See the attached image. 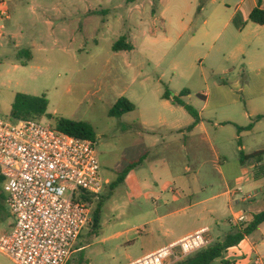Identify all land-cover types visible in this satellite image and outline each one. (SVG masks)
Masks as SVG:
<instances>
[{"label":"rangeland","instance_id":"1","mask_svg":"<svg viewBox=\"0 0 264 264\" xmlns=\"http://www.w3.org/2000/svg\"><path fill=\"white\" fill-rule=\"evenodd\" d=\"M3 1L10 19H0V121L19 122L11 117L17 94L46 97L49 114L93 127L101 177L108 182L101 196L107 200L100 229L93 232L95 203L78 244L87 247L72 254L67 264H127L139 255L142 242L126 244L125 240H133L154 210H163L165 200L174 199V192L182 194L180 206H185L243 185L237 179L243 176L238 147H216L229 145L236 135V129L224 123L225 111L218 112L223 120L220 126L207 122L205 130L190 138L186 129L191 115L184 108L164 107L162 102L166 91L180 96L188 90L191 97L184 101L197 111L202 107L200 94L207 90L204 74L195 67L188 78L175 66L193 67L185 49L190 34L181 40L178 35L181 24L189 17H200L211 0ZM224 1L218 0V5ZM122 38L133 49L115 52L113 47ZM21 51H31L33 59L20 57ZM123 97L136 110L111 117V109ZM173 122L184 125L187 139L171 130ZM40 123L52 126L48 118ZM243 144L245 154L264 149L260 147L264 146V122ZM219 156L227 163L223 168L226 183L213 167ZM143 157V164L112 190L121 173ZM5 197L0 186V238L12 233L16 224ZM226 200L224 196L207 204L220 210L222 231L214 219L207 223L215 241L231 228ZM250 210V214L264 210V197ZM262 235L264 227L254 237L262 240ZM0 264L16 263L0 252Z\"/></svg>","mask_w":264,"mask_h":264},{"label":"crops","instance_id":"2","mask_svg":"<svg viewBox=\"0 0 264 264\" xmlns=\"http://www.w3.org/2000/svg\"><path fill=\"white\" fill-rule=\"evenodd\" d=\"M0 2H3V5L5 3L3 0ZM256 9L264 11V0H226L219 5L218 0H211L200 17H189L186 22L181 24V33L178 35L181 40L185 34H190L185 49L193 67L191 66V69L188 70L179 65L175 66L176 72L188 78L196 70L195 67L200 69L207 85V90L200 94L202 107L199 108L198 113L201 122L195 129L188 131L190 138H193L196 131L205 130L204 126L207 122L215 121L214 124L220 126L221 122L219 121L223 120H219L218 112L225 111L227 118L224 123L234 127L236 135L229 145L218 144L216 147H238L239 161L243 166L239 173H242L243 176L237 177V179L242 182L247 193L256 195L255 199L251 203L241 204L238 201L239 197L232 194L235 189L233 188L200 202L193 203L190 201L188 205L180 206L183 196L174 192V199L171 201L166 199L163 210L156 208L152 219L145 226H140L137 229L133 240H130L131 238L125 240L126 244L142 242L139 255L136 258H130L127 264H133L139 259L163 247L175 244L203 228L210 229L209 237L214 242L213 230L207 223L209 218L214 219L218 223V230L221 232L222 227L219 222L221 218L217 205L209 208L207 205L209 202L227 196L226 201L231 218L238 207H246L242 209L251 213V208H257L258 199L261 196L264 197V155L244 163L241 162V152L245 153L243 147H247L243 144V139L260 128L264 119L256 122L251 131L241 132L238 130L239 127H248L255 118L264 116V25H257L251 21V15ZM194 20L200 25L197 23L199 26L197 24L195 26ZM211 79L214 81L211 82ZM189 93L187 97H191V92L189 91ZM174 95L176 96V94ZM184 98H182L183 101ZM162 102L164 107L183 108L174 105L170 100H164L163 96ZM244 107L246 110L243 113ZM246 118L249 119V124L242 122V119ZM194 122L192 117V121L188 124L189 127ZM144 125L146 126V123ZM170 128L173 132H177L187 139V131H185L184 125L173 122ZM260 151H264V149L256 152ZM253 153L255 152L245 155L249 156ZM160 162L166 165V161L161 160ZM225 165H227L226 161L219 156L213 167L223 176L226 183L227 178L223 170ZM203 205L206 207L203 210L199 209ZM262 211L253 212L251 214L252 220L255 215ZM228 224L230 227L233 225L230 220ZM263 227L264 224L252 236L246 238L240 245L224 252L221 258L212 264H258V260L260 261L259 264H264V235H262V240H257L254 237L256 234H262ZM229 231L230 229L221 238L225 237ZM122 235L124 234L120 236ZM80 238L74 247L73 254L84 251L87 247L78 246ZM176 254L180 255V252L176 251ZM184 260H177L173 257L168 259L166 264H177Z\"/></svg>","mask_w":264,"mask_h":264},{"label":"built area","instance_id":"3","mask_svg":"<svg viewBox=\"0 0 264 264\" xmlns=\"http://www.w3.org/2000/svg\"><path fill=\"white\" fill-rule=\"evenodd\" d=\"M9 18L0 2V19ZM0 175L6 206L16 221L13 232L0 238V252L16 264H67L92 214L91 207L76 199L84 194L99 200L108 184L101 177L96 143L37 121H0ZM232 194L241 204L256 197L243 185ZM251 221L249 211L241 209L230 222ZM209 234L210 229L203 228L133 264L187 259L212 243Z\"/></svg>","mask_w":264,"mask_h":264},{"label":"trees","instance_id":"4","mask_svg":"<svg viewBox=\"0 0 264 264\" xmlns=\"http://www.w3.org/2000/svg\"><path fill=\"white\" fill-rule=\"evenodd\" d=\"M137 0H129L130 3H135ZM262 1V0H261ZM251 21L257 25H264V11L256 9L251 15ZM132 45L127 43L126 38H122L114 47L115 52L120 51H130L132 50ZM20 57L27 56L29 59H33L31 51H21L19 53ZM188 90H184L180 96L172 95L169 91H166L163 99L170 100L174 105L183 107L195 120V122L188 127V131H192L201 122L200 115L198 111L183 101L182 98L189 95ZM49 101L46 97H35L27 94H17L16 100L13 104L11 117L16 121H37L40 122L44 118H48L52 126L69 136L75 138L87 139L95 142V131L93 127L86 122H76L63 117H56L49 114ZM136 106L127 98H120L117 103L113 106L110 111L111 117H120L127 113L134 112ZM264 119V116H259L254 119V122L246 128L239 127L238 130L251 131L255 123ZM264 155V151L255 152L249 156L241 152V162L244 163L250 159H256ZM145 157L141 158L139 161L131 163L128 168L123 171L119 179L111 184V189L114 190L118 185L123 184L129 174L143 164ZM3 177L0 175V186H2L3 192ZM107 198L101 197V199L96 200L89 195H81L76 199L77 203L83 204L85 206L91 207L96 203V210L93 212V232H97L100 229V217L102 214L103 207L106 203ZM264 224V210L255 215L254 219L243 225H232L229 233L223 237L218 238L216 241L212 242L207 248L189 256L182 262L177 264H212L217 259L221 258L222 254L229 249L240 245L246 238L252 236L257 232L261 225Z\"/></svg>","mask_w":264,"mask_h":264}]
</instances>
